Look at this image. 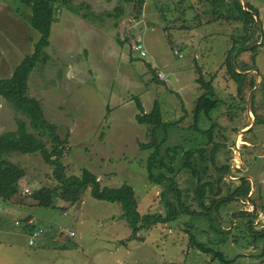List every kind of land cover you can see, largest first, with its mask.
<instances>
[{"label": "rangeland", "instance_id": "obj_1", "mask_svg": "<svg viewBox=\"0 0 264 264\" xmlns=\"http://www.w3.org/2000/svg\"><path fill=\"white\" fill-rule=\"evenodd\" d=\"M70 1L77 10L56 7L45 61L37 64L27 82L28 96L39 102L43 119L55 126L63 142L64 174L79 176L86 169L101 187L129 185L140 216L166 215L164 202L180 214L175 221L143 228L133 237L121 204L98 201L89 188L73 205L54 199L51 208L17 207L13 213L12 204L0 203V253L11 254L3 262L220 264L189 246L192 233L233 264H264V240L251 236V231L264 230V0H244L256 12L261 30L254 62L250 52L231 58L234 71L246 75V92L241 95L226 59L243 33L239 23L224 19L228 9H221L217 18L215 6L206 0ZM30 18V9L19 0H0V79L9 78L33 51L38 35ZM135 38L145 57L132 51ZM198 72L212 83L217 104L195 125L193 110L205 93L196 82ZM135 97L146 113L154 101L160 105L168 126L156 136L159 141L166 137L161 155L172 174L166 169L154 174L172 178L178 196L168 192L164 200L161 193L170 182L153 185L147 180V159L153 150H142L140 144L151 141V126L136 122ZM20 119L0 98V134L16 130ZM43 141L50 150V141ZM175 146L179 149L172 161L166 149ZM191 149L199 152L193 154L190 170L184 156ZM9 157L26 172L16 199L20 205H30L33 191L55 185L53 167L40 154ZM243 180L249 183L248 195L230 196ZM198 184L209 185L204 207L196 201ZM226 198L231 200L211 209L212 201ZM178 202L196 215H183ZM242 212L250 216L242 217ZM35 229L40 234L29 246L28 235ZM4 231L16 236L5 237Z\"/></svg>", "mask_w": 264, "mask_h": 264}, {"label": "trees", "instance_id": "obj_2", "mask_svg": "<svg viewBox=\"0 0 264 264\" xmlns=\"http://www.w3.org/2000/svg\"><path fill=\"white\" fill-rule=\"evenodd\" d=\"M20 3L31 11L30 26L37 33V41L33 45L31 54L25 56L21 62L14 68L9 78L0 79V98L9 103L14 111L21 116L17 122V128L14 131H8L0 134V203L7 204L11 201H16L20 195L21 188L19 182L26 176L25 170L16 163H13L9 158L14 153L18 154H40L43 161L53 167V178L55 181L54 186H44L40 189L33 191L29 195V204L35 207L51 208L54 204V199H58L64 203L73 205L81 198L85 189L91 190V196L98 201H105L110 203L121 204L122 217L126 220L128 226L132 230L133 237L143 228H150L158 223L166 224L167 222L175 221L179 216V211L167 202L166 215L154 214L140 216L137 212V202L135 193L132 187L123 184L118 188L101 187L98 178L86 169H83L79 176H66L62 170L60 159L64 153L63 142L56 132L54 125H50L43 119L42 110L39 102L27 94L28 91V78L31 72L35 69L37 64L45 61V49L49 46V37L51 27L55 22L56 7L62 5L68 10L72 9L70 0H19ZM212 3L213 14L220 18V10L228 9L224 13V19L228 21H236L241 25L242 36L238 38V43L235 39L233 46L226 59L228 72L232 78L235 79L237 84V92L239 95L246 92L242 85L245 79V74L236 73L233 69L231 62L232 55L235 53L250 52L252 54L251 61L254 62V55L256 53L257 38L260 37L261 26L256 18V12L252 10L245 2V8L240 0H206ZM144 0H139L143 3ZM87 18V15H83ZM237 44L241 48H236ZM238 57V56H237ZM236 57V58H237ZM235 63V62H234ZM200 73L198 72V75ZM196 82L200 85L205 93L200 96L196 102L193 110L194 124L197 125L201 115H208L217 104L212 83L205 81L200 74ZM251 87L253 83L250 84ZM135 105L138 113L135 120L140 125L151 126L150 136L151 141L146 144H140V149H152V153L147 159L146 171L147 180L153 185H161L164 181L168 180L170 185L166 188L161 196L165 200V194L174 192L177 196L179 192L175 188V181L168 178L164 173L154 174L155 170L166 169L169 174H172V169L163 162L161 155V148L166 141L163 137L159 141L157 132L159 129H166L167 124L163 123L160 105L154 101L153 107L150 112L146 113L141 105L140 100L135 97ZM209 135V132L207 133ZM210 137V136H209ZM43 138H47L51 143V149H47ZM179 147L167 148L166 156L171 158L172 161L177 154ZM197 150H189L185 152V167L191 170L190 160ZM173 153V154H170ZM228 167H221L220 170H227ZM241 186L238 187L230 196H247L250 191L248 181L243 180ZM208 184H198L196 192V201L200 207L203 206V198L205 189ZM230 198V197H229ZM221 199L212 201L211 209H217L231 199ZM232 198V197H231ZM21 204V203H18ZM179 208L183 215H196L194 211H190L182 202H178ZM210 211V209H207ZM243 213V212H242ZM201 215L200 213H197ZM250 216V213L244 212L242 217ZM248 223V230H250ZM251 236L255 239L261 238L264 240V230L254 232L251 231ZM189 246L195 248L203 254L212 255L220 264H233L232 260H227L224 255L215 251L214 249L198 242L194 235H189Z\"/></svg>", "mask_w": 264, "mask_h": 264}, {"label": "built area", "instance_id": "obj_3", "mask_svg": "<svg viewBox=\"0 0 264 264\" xmlns=\"http://www.w3.org/2000/svg\"><path fill=\"white\" fill-rule=\"evenodd\" d=\"M132 51L136 52L139 54L140 57H145L146 53L143 50V45L141 44L140 40L138 38H135L133 44H132ZM160 79H164L162 74H158ZM25 192H27V190H25ZM40 234V230H34L31 235L29 236L28 239V245L32 246L35 242V239L38 238Z\"/></svg>", "mask_w": 264, "mask_h": 264}, {"label": "crops", "instance_id": "obj_4", "mask_svg": "<svg viewBox=\"0 0 264 264\" xmlns=\"http://www.w3.org/2000/svg\"><path fill=\"white\" fill-rule=\"evenodd\" d=\"M70 4H71V1H70ZM22 182H25V178H23L20 182H19V186H20V188H24V184L23 185H21V183ZM22 186V187H21ZM24 190H26V189H24ZM10 204H12L13 205V207H11L10 208V210L13 212V213H17V210H14V209H16L17 207H30L31 205H28V206H22V205H20V204H18L17 202H15L14 203V201H11V202H9ZM8 204V203H7ZM20 205V206H19ZM32 207H35V206H32ZM4 210V209H3ZM3 216H6L7 218H9L8 216V214H4ZM27 218H31V217H29V216H27ZM26 218V220H27V222H29L30 220V223H32L33 222V219H27ZM29 223V224H30ZM1 231V230H0ZM3 234H7V235H5V237L6 236H10V237H15L16 235L15 234H13V233H8V232H6V231H4L3 232ZM17 236H19V234L17 235ZM22 237L24 236V235H21ZM4 237V236H3ZM28 237H29V235H28ZM14 241V240H13ZM11 254H6V253H4V252H1L0 253V263H6V262H3L4 261V259L5 258H7L8 256H10Z\"/></svg>", "mask_w": 264, "mask_h": 264}, {"label": "water", "instance_id": "obj_5", "mask_svg": "<svg viewBox=\"0 0 264 264\" xmlns=\"http://www.w3.org/2000/svg\"><path fill=\"white\" fill-rule=\"evenodd\" d=\"M240 1H241L242 5H243L244 9H246V8H245V2H244V0H240ZM232 60H233V59H232ZM232 60H231V62H232ZM232 65H233V63H232Z\"/></svg>", "mask_w": 264, "mask_h": 264}]
</instances>
